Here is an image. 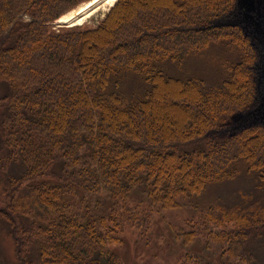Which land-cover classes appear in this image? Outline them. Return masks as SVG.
<instances>
[{
    "label": "trees",
    "instance_id": "obj_1",
    "mask_svg": "<svg viewBox=\"0 0 264 264\" xmlns=\"http://www.w3.org/2000/svg\"><path fill=\"white\" fill-rule=\"evenodd\" d=\"M85 1L0 0V221L18 264H127L115 245L162 210L241 173L264 190L259 51L239 0H116L93 27L51 29ZM203 54L213 77L186 68ZM196 214L184 244L245 263L264 244L258 200Z\"/></svg>",
    "mask_w": 264,
    "mask_h": 264
},
{
    "label": "rangeland",
    "instance_id": "obj_2",
    "mask_svg": "<svg viewBox=\"0 0 264 264\" xmlns=\"http://www.w3.org/2000/svg\"><path fill=\"white\" fill-rule=\"evenodd\" d=\"M94 1L95 0H87L63 14L51 24V29L62 30L67 28H88L95 26L105 16L115 0L111 3H109V0H98L87 9V6ZM81 8H86V10L82 12L83 16L80 17L78 11ZM65 17H68L67 19H69V17L84 19L80 23H77L76 20L72 23H66L62 20V18ZM236 22L237 21H234V23ZM242 30L245 33L243 28ZM249 38L251 40L250 36ZM253 45L256 48L259 47L254 43ZM212 58V55L208 56L207 54H203L200 58H190L186 63L188 64L186 68L197 75L213 77V73L215 72L214 66L211 65ZM182 68L170 66V70L173 72L174 70H180ZM129 81H131V79H128L126 83L127 87H129ZM4 91L5 86L0 84V95ZM262 116L264 115L260 114L258 120L254 121L264 122V117ZM244 196L249 197L250 202L258 200L264 204V190H258L251 178L241 173L232 180L209 186L204 193L197 198H193L192 202L188 203V205L162 210L160 214L153 216L150 227L143 233L132 228L127 229V234L123 238V243L115 245V248H117V252L127 264H179L181 256L188 253L201 256L211 264H264V244L259 246L256 240L250 242L249 251H252L253 261L250 260L248 263L229 260L226 258L227 253H225L226 257H221L220 246L214 242L205 245L202 241L203 238L197 239V241L194 242L192 240V242H188L187 244L182 242L181 234L188 231L184 223L186 224V220H189L190 217L197 219V211H203V209L218 203L224 202L232 204L237 200L243 199ZM190 204L197 205L198 209L193 210L189 207ZM6 228V224L0 221V264H18L14 254V242L11 237L8 236ZM199 235L202 237L201 234Z\"/></svg>",
    "mask_w": 264,
    "mask_h": 264
},
{
    "label": "water",
    "instance_id": "obj_3",
    "mask_svg": "<svg viewBox=\"0 0 264 264\" xmlns=\"http://www.w3.org/2000/svg\"><path fill=\"white\" fill-rule=\"evenodd\" d=\"M98 0H95L87 9L90 8ZM241 8L240 19L236 23L240 24L245 33L251 37L252 42L258 47L260 59L257 64V70L259 73L258 88L259 94L262 97V103L256 108L258 120L260 114L264 115V0H239ZM86 8H83L78 12L79 16H83ZM81 14V15H80ZM84 14V13H83ZM76 18L66 20V23H72ZM76 25V24H72ZM264 117V116H262Z\"/></svg>",
    "mask_w": 264,
    "mask_h": 264
},
{
    "label": "bare ground",
    "instance_id": "obj_4",
    "mask_svg": "<svg viewBox=\"0 0 264 264\" xmlns=\"http://www.w3.org/2000/svg\"><path fill=\"white\" fill-rule=\"evenodd\" d=\"M112 1H113V0H109V3H111ZM82 9H83V8H81L79 11H81ZM79 11H78V12H79ZM65 18H66V17H65ZM65 18H62V20H63V21H66V20H69V21H70L72 17H69V19H67L68 17H67L66 19H65ZM83 19H84V18L76 19V22H77V23H80ZM83 23H84V22H83ZM83 23H82V24H83Z\"/></svg>",
    "mask_w": 264,
    "mask_h": 264
}]
</instances>
